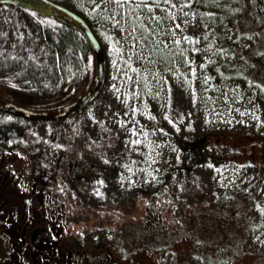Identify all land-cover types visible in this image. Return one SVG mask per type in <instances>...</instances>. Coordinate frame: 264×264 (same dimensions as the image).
Here are the masks:
<instances>
[{"label": "rangeland", "instance_id": "rangeland-1", "mask_svg": "<svg viewBox=\"0 0 264 264\" xmlns=\"http://www.w3.org/2000/svg\"><path fill=\"white\" fill-rule=\"evenodd\" d=\"M240 1L245 11L256 12L259 28L251 36L261 30L264 40V0ZM189 3L111 0L105 11L98 12L97 6H87L85 14H97L94 29L108 61L98 94L85 108L61 120L57 117L59 122L27 124L37 135L70 130L83 135L88 145L112 139L108 144L118 152L121 166L146 191L126 221L124 215L117 221L111 216L99 219L97 212L80 209L71 198L60 202L63 205L51 204L68 233L80 237L86 264H146L145 259L157 264H202L207 251L217 254L214 248L223 251L214 264H234L226 256L235 249L242 264H260L254 260L258 254L264 264V113L239 86L224 90L218 84L211 87L207 77L201 80L199 68L205 62L200 63L198 55L205 49L200 38L212 28L204 33ZM156 10H164L171 19L170 39L162 45L153 32V21H160ZM155 50L165 51L161 53L165 57L171 52L173 61L165 59L156 69ZM95 83L96 79L92 86ZM0 105L16 106L1 94ZM22 112L33 115L31 107ZM248 131L259 137H244ZM202 137L209 141V150L225 142L231 150L236 143L238 153L228 160L222 152H206L198 163L196 157H187L181 141ZM165 176L174 195L162 192L164 199L155 206L163 211L155 210L151 193L158 191ZM246 188L245 202L231 200ZM92 199L93 206L101 202L95 194ZM229 203L230 209L223 211ZM124 221L126 228L121 226Z\"/></svg>", "mask_w": 264, "mask_h": 264}, {"label": "trees", "instance_id": "trees-1", "mask_svg": "<svg viewBox=\"0 0 264 264\" xmlns=\"http://www.w3.org/2000/svg\"><path fill=\"white\" fill-rule=\"evenodd\" d=\"M50 1L79 15L100 42L94 29L97 14L88 15L84 10H87V6H97L96 12L99 9L105 11L107 3L111 0ZM86 1H89V5ZM114 1L112 0L113 3ZM189 7L198 13L204 33L208 27L212 28L210 33L200 38L205 49L198 55L200 63L205 62L203 67L199 68L201 80L207 77L211 87L218 84L224 90L239 86L247 98L264 113V40L259 36L261 30L255 32L254 37L251 36L254 30L259 28V22L254 20L255 10L245 11L240 0H190ZM156 14H159L160 21H153L156 27L153 32L162 45L163 41L170 39L168 27L171 19L164 10H156ZM144 41L142 40L145 44ZM164 52H153L156 69L159 68L157 64L164 63L165 59L168 61L170 58L173 61L171 58L175 55L172 57L169 52L170 56L165 57L162 55ZM98 57L80 26L54 6L41 0H19L17 4L0 3V91L6 100L15 103L19 109L31 107L33 112L59 122L57 117L64 114L68 106L77 100L81 101L94 88L95 84L92 86V83L96 79ZM102 57L103 68L106 69L108 61L104 49ZM212 92L210 91V94H213ZM154 119L161 125L156 116ZM26 121L9 116L0 108V130L7 132L9 128L15 127L18 131H23L21 140L29 146L36 148L37 145L41 150L49 145L48 134L53 135L49 136L50 141H54V148L49 151V157L55 160L57 166L55 172L58 180L55 185L58 190L56 198L59 201L56 205H63L60 202H67L71 198L78 203L80 209L97 212L96 217L99 219L111 216L117 221L124 215L123 219L126 221L128 212L133 211L137 201L146 195V191L144 192L136 184L133 175L121 166L118 152L108 144L112 139L88 145V141L82 138L83 135L64 129H61V132L47 130L37 135V131L27 129V124L33 122ZM256 133L248 131V135L244 137L256 139L259 137ZM261 136L264 138V133ZM41 137L43 139H39ZM220 137L227 138L226 135ZM36 139L38 144L34 142ZM22 142L20 145L23 146ZM208 142L206 137H202L188 142L182 140L181 144L187 157H196L198 163L205 158L206 152L215 155V152L219 151L230 160L239 150L236 143L231 150H227L226 142L209 150ZM109 153L110 155L104 156ZM216 161L218 162L219 158ZM168 180V176H165L158 191L151 193V208L163 211L155 206L157 201L164 199L160 197L161 193L174 195L173 186ZM94 194L101 202L93 206L90 202L93 201ZM246 194L247 188L243 193L234 195L231 200L241 204V200L245 202ZM226 208L230 209V203L222 208L223 211ZM125 221L121 226L126 228L128 225ZM100 223L104 226L106 224ZM231 242L232 240L229 241ZM238 245L240 246V243ZM214 249L217 254H214L213 250L207 251L204 258L206 262L202 264L216 263L223 251ZM226 258L233 260L234 264H242L243 261L237 259L239 253L236 249L228 253ZM261 259L260 254L254 258L255 262L263 264ZM143 261L146 264H157L152 259Z\"/></svg>", "mask_w": 264, "mask_h": 264}, {"label": "flooded vegetation", "instance_id": "flooded-vegetation-1", "mask_svg": "<svg viewBox=\"0 0 264 264\" xmlns=\"http://www.w3.org/2000/svg\"><path fill=\"white\" fill-rule=\"evenodd\" d=\"M0 108L27 120L11 107ZM8 130H0V264H86L80 237L68 233L61 216L52 210L51 204L59 201L57 166L49 157L54 141L40 150L37 139L33 148L22 142L23 131Z\"/></svg>", "mask_w": 264, "mask_h": 264}, {"label": "water", "instance_id": "water-1", "mask_svg": "<svg viewBox=\"0 0 264 264\" xmlns=\"http://www.w3.org/2000/svg\"><path fill=\"white\" fill-rule=\"evenodd\" d=\"M41 1L43 3L50 4V5L54 6L55 8H57L58 10H60L62 12L67 13L80 26L82 32L87 37L89 42L92 44L95 53L99 56L97 58V67H96L97 83L94 86V88L91 90V92L82 99V101L80 102V104L78 106L72 107L68 110V112L76 111L77 109L86 106L91 101V99L94 97V95L98 92V90L100 89V87L102 85L103 72H104L102 51H101V48H100L96 38L93 35L91 29L89 28L87 23L82 18H80L77 15H75L74 13L70 12L65 7H63L61 5H56L49 0H41ZM3 2L4 3H10V4H17L19 1L18 0H3ZM15 114L18 116H23V114L21 112H16ZM41 118H42L41 116H36V115H32V116L28 117V119H31V120H38Z\"/></svg>", "mask_w": 264, "mask_h": 264}, {"label": "bare ground", "instance_id": "bare-ground-1", "mask_svg": "<svg viewBox=\"0 0 264 264\" xmlns=\"http://www.w3.org/2000/svg\"><path fill=\"white\" fill-rule=\"evenodd\" d=\"M19 1V0H18ZM50 1V0H49ZM52 2V1H51ZM0 3H2V4H5L4 2H3V0H0ZM53 3V2H52ZM6 4H10V3H6ZM55 4V3H54ZM56 5H60V4H56ZM62 6V5H61ZM67 10H69L68 8H66ZM70 12H72V13H74L75 15H77L75 12H73V11H71V10H69ZM145 11V10H144ZM65 13V12H64ZM66 15H68L67 13H65ZM69 16V15H68ZM78 17H80L79 15H77ZM81 18V17H80ZM82 31V30H81ZM92 31V30H91ZM176 31V30H175ZM83 33V32H82ZM93 33V32H92ZM84 34V33H83ZM93 35H94V33H93ZM86 37V36H85ZM94 37L96 38V36L94 35ZM87 38V37H86ZM96 40H97V38H96ZM89 41V40H88ZM97 42H98V44H99V46H100V43H99V41L97 40ZM90 43V42H89ZM91 44V43H90ZM91 46H92V44H91ZM92 48H93V46H92ZM100 48H101V51H102V47L100 46ZM93 50H94V48H93ZM95 52V51H94ZM96 79H97V70H96ZM96 83H97V81H96ZM103 83V82H102ZM96 85V84H95ZM99 91V90H98ZM82 101V100H81ZM80 101V102H81ZM80 102L78 103L77 101L76 102H74L72 105H70V106H68L67 107V109H66V111L64 112V114H62V115H60V116H58V119L59 120H61V119H63L64 117H66V116H68V115H70V114H72L73 112H77L78 110H80V109H83V108H85L86 106H84V107H82V108H79V109H77L76 111H72V112H68V110L70 109V108H72V107H75V106H78L79 104H80Z\"/></svg>", "mask_w": 264, "mask_h": 264}]
</instances>
